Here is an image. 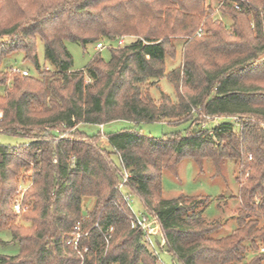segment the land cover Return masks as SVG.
I'll use <instances>...</instances> for the list:
<instances>
[{"label":"trees","instance_id":"16d2710c","mask_svg":"<svg viewBox=\"0 0 264 264\" xmlns=\"http://www.w3.org/2000/svg\"><path fill=\"white\" fill-rule=\"evenodd\" d=\"M21 1L0 0L21 13L0 25V68L21 52L37 75L0 69V130L27 140L0 143V230L20 247L0 255V264H159L131 226L118 189L122 166L130 174L126 190L158 218L175 261L264 264V0H225L219 12L228 25L207 0H32L35 11ZM123 34L139 38L110 47L108 61L98 53L85 68H72L67 40L97 45ZM171 37L187 40L182 64L168 70L167 58L177 57ZM39 41L48 65L39 62ZM162 78L174 97L158 87ZM211 118L219 122L206 127ZM116 120L133 126L94 134L80 128ZM157 121L187 125L158 137L139 128ZM185 158L213 160L220 173L235 164L240 205L229 235L213 236L222 222L204 216L209 196H163V172H176ZM31 164L23 224L12 197L20 169ZM88 197L95 202L84 214ZM78 221L88 232L82 255L68 243Z\"/></svg>","mask_w":264,"mask_h":264},{"label":"rangeland","instance_id":"374dc122","mask_svg":"<svg viewBox=\"0 0 264 264\" xmlns=\"http://www.w3.org/2000/svg\"><path fill=\"white\" fill-rule=\"evenodd\" d=\"M48 1V0H46ZM215 7L214 18H221L224 22L230 24L221 12L217 11L220 3H216V0H207ZM21 6H25L28 11H35L37 3L32 0H22L20 2ZM39 4V3H38ZM0 6L3 8L0 11V25H5L11 21L18 19L21 13L17 10V5L4 4L0 2ZM143 25V24H142ZM121 36H130V42L136 41L139 37L136 35L123 34ZM119 36V37H121ZM119 37L115 38L113 41L100 40L105 44V47L101 50L96 47V43H88L82 45L80 43L74 42L72 40H67L65 42L68 51L73 57V69L79 70L85 68L87 64L92 60V58L100 53L105 61L110 58V44L113 47L117 46V40ZM185 37H171V42L177 46V57L176 59L167 58V69H171L174 66H179L183 62V54L185 50ZM38 57L41 66L47 64L44 57V44L42 41L38 42ZM23 54L21 52L15 53L12 56L4 60L0 69L7 70L8 67L14 66L17 68L26 69L29 74L37 75L34 67L27 62L22 61ZM48 65V64H47ZM158 87H161L163 91L170 94L172 97L175 96V89L166 78H162L158 82ZM152 95L154 98L159 99V90L154 86L151 88ZM0 94H5V89L0 86ZM206 123V127L212 128L216 123L219 122L217 118H211ZM187 124H181L177 126H171L164 121L157 122H144L140 123L139 128L147 135L151 136H161L165 132L176 129H184ZM133 126V123L127 120H116L107 124H104L103 129H101L98 124H82L80 128L88 134H94L98 131L103 133H110L113 131L121 130ZM20 134H11L0 130V143L17 144L25 142ZM102 147H108V142L106 139H102L100 142ZM115 162H118V158L114 155L112 156ZM33 164L30 166L23 167L20 169L17 175V188L12 197V200L16 198L26 197V194L33 185ZM237 168L233 162H228L222 173L218 172L217 166L213 160H205L202 165L196 162L192 158L183 159L176 172L165 170L162 175V192L165 198H174L180 194L186 195H205L209 196L212 201L208 208L204 211V216L209 220H219L222 222V226L217 229L214 233V237H225L229 235L236 227V211L240 205V199L238 196L239 183L236 180ZM20 185H23V191L19 190ZM95 199L88 197L84 199L83 213L87 214V211L93 207ZM30 206V202H27ZM133 208L139 212L143 208L139 200L133 197ZM17 220L20 223L28 224L24 221V217L27 213L17 214ZM11 233L9 230H0V255H16L19 253L20 247L18 243L10 242ZM166 245V244H165ZM159 247V257L158 263L161 264H180L175 261L171 254L166 251V247ZM154 253V252H153ZM157 255V254H155ZM251 255L249 254L247 259Z\"/></svg>","mask_w":264,"mask_h":264},{"label":"built area","instance_id":"2783aa9c","mask_svg":"<svg viewBox=\"0 0 264 264\" xmlns=\"http://www.w3.org/2000/svg\"><path fill=\"white\" fill-rule=\"evenodd\" d=\"M224 2H225V0H223L220 3L219 7L217 8V11H219L220 6ZM235 7L236 8L240 7L238 2H235ZM130 38H132V37H130V36L119 37L118 39H116L117 40V46H125V45L131 44L132 42H134V41L130 42V40H131ZM96 47L101 50L102 48L105 47V44L103 42H99V43H97ZM110 47H113V46L110 44ZM12 70L17 71V72H22L24 75L29 74V72L26 69H22V68L13 67ZM100 127H101V129H103L104 125L101 124ZM119 176H120V179L118 181V189L121 192L125 201L128 203V205L131 209V212H132L131 226L133 228H138L142 231L143 238H144V244L146 245V247L150 251L157 254L156 256L160 258L159 247H160V245L164 246L166 244V237H165L164 232L162 230V226H161V224L158 221V218L156 216L148 214V213L143 212V211L137 212L133 208V197L126 190L130 174L127 171V169H125L123 166L121 169H119ZM19 190L20 191L25 190L23 185H20ZM12 208H13L15 213L21 214V213L27 212V210L29 209V206L24 203L23 197H20V198H16L13 200ZM86 236H88V232L84 231L82 221H78L73 227L72 233L70 234V238L68 239V243L80 255H82V251L88 250L87 247L83 248V249L80 247L81 239L83 237H86ZM106 239L108 241V238H106ZM262 251H264V248H262Z\"/></svg>","mask_w":264,"mask_h":264}]
</instances>
